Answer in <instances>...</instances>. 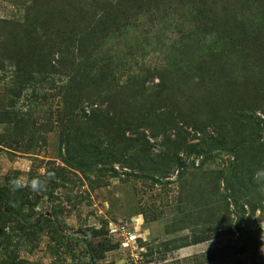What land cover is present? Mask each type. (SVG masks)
<instances>
[{"label":"rangeland","instance_id":"obj_1","mask_svg":"<svg viewBox=\"0 0 264 264\" xmlns=\"http://www.w3.org/2000/svg\"><path fill=\"white\" fill-rule=\"evenodd\" d=\"M111 1L0 0V264H264V53L234 45L192 81L184 4L143 0L84 66Z\"/></svg>","mask_w":264,"mask_h":264},{"label":"trees","instance_id":"obj_2","mask_svg":"<svg viewBox=\"0 0 264 264\" xmlns=\"http://www.w3.org/2000/svg\"><path fill=\"white\" fill-rule=\"evenodd\" d=\"M184 4L185 13L181 14V19L185 14L194 22L196 32L199 38L178 42L177 61L186 74L185 77L192 81L202 79H213V68L217 59L215 56L222 57L229 49H239V52H246L255 59H259V53H264V0H234L236 6H231L229 0H179ZM166 8H171V18L177 17L175 10L177 8L167 0ZM136 5H138L136 7ZM146 2L143 0H113L110 4L105 5V9L109 7L111 13L107 10L100 12L97 16H93L92 21L95 25L91 27L92 40L91 43H85L83 46V56L81 62L84 66H88L90 60L89 47L91 49L97 46H103L105 41H109L113 36V29H121V32L131 30L132 22L130 19L137 18L140 10ZM104 6V5H101ZM240 9V13L238 8ZM168 13L165 8L163 9ZM173 12V13H172ZM97 17V18H96ZM133 20V19H132ZM210 21V23H208ZM106 23V24H105ZM104 27H101L103 26ZM235 42V43H234ZM263 42V43H262ZM142 58L141 54L137 55ZM170 63H172L170 61ZM168 63L165 66L154 67L153 70L160 71L159 76L161 86H165V82L169 81V76L178 70L179 66L175 63ZM51 65V63H50ZM109 66H107L108 68ZM148 68L146 73H150ZM105 68H100L97 75V81L105 80ZM145 73V69H141L137 76ZM136 74V73H133ZM163 76V78H162ZM232 84V82L229 81ZM163 84V85H162ZM160 86V85H158ZM258 119H260L258 117ZM263 122V121H262Z\"/></svg>","mask_w":264,"mask_h":264},{"label":"clouds","instance_id":"obj_3","mask_svg":"<svg viewBox=\"0 0 264 264\" xmlns=\"http://www.w3.org/2000/svg\"><path fill=\"white\" fill-rule=\"evenodd\" d=\"M48 179L55 176V172L49 170L47 172ZM253 181L260 193H264V167H259L253 174ZM11 191H18L28 187L32 192L39 194L41 191L46 190L47 184L40 176L32 177L30 180L25 181L23 177H10L8 181ZM264 227V223L261 225Z\"/></svg>","mask_w":264,"mask_h":264}]
</instances>
